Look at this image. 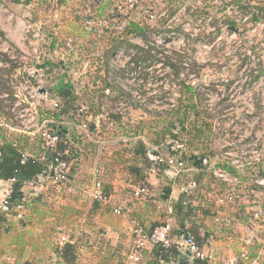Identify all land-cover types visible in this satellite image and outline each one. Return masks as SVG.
Here are the masks:
<instances>
[{
	"label": "built area",
	"instance_id": "built-area-1",
	"mask_svg": "<svg viewBox=\"0 0 264 264\" xmlns=\"http://www.w3.org/2000/svg\"><path fill=\"white\" fill-rule=\"evenodd\" d=\"M83 2L81 13L74 16L86 35L97 37L105 30V35L125 37V42L106 48L110 52L105 59L99 42H82L75 36L66 38L63 46L76 58V69L80 71L82 81L75 78L76 75L72 76L73 80L66 75L64 65L70 66L67 62L63 68L59 65L50 74L54 77L64 75V83L71 86L74 103L69 114H59V102L48 91L50 74L45 75L43 70L31 68L32 79L13 77L7 82L12 95L0 94V117L3 122L11 123L6 140L17 149L12 133L39 138V153L17 151L22 164L31 159L43 163L44 168L37 178L22 183L18 203L9 202L15 178L5 181L0 214L22 219L27 200L50 191V187L57 193H79L90 201L107 204L109 197L99 178L100 163L110 148L119 144L130 148L135 139L132 127L137 123L135 106L144 107V99L128 86L134 76V58L155 52L160 56L170 55L169 50L174 46L176 60L164 57L168 64L163 69L169 76L170 98L163 109H176L181 93L188 95L190 91L198 114L193 117V122L196 120L197 127L203 129L209 125L212 141L217 144L214 154L198 157L201 169L216 186L205 189L203 181H186L179 190L181 205L190 217L197 215L196 198L201 191L202 207L212 205L213 210L217 208L216 223L234 227L236 219L232 216L222 219V213L237 212L234 217L245 219L243 243H262L259 232H264V0H157L165 10H159L158 17L164 22L163 39L161 47L156 49L149 48L146 41H142L150 34L141 28L140 22L153 23L156 20V12L150 10L147 0ZM4 3L0 0L2 15L6 14ZM53 3L57 6V0ZM138 37L142 42L139 39L134 41ZM36 38V33L23 36V41L31 46L37 57L42 50L36 49ZM0 52L1 67H9L15 62V49L1 39ZM231 54L236 55L234 64L239 69H252V78L231 79L224 74L231 66ZM2 55L8 62L2 61ZM212 55L218 56L214 58ZM67 61L72 65L73 59ZM118 72H124V78L116 76ZM114 86L120 92H114ZM42 89L44 93L39 92ZM56 114H59L58 118ZM84 141L91 142L95 151L92 181L80 186L69 178V169L71 163H82L86 157L85 149L80 146ZM209 141L212 143L211 139ZM58 142H62L67 150L56 152L50 158V150ZM193 157L186 142L179 138H167L160 147L147 149L143 156L153 166H164L175 176L188 169ZM148 195L144 184L137 185L133 191L137 200ZM114 213L121 214V208L114 209ZM176 225L171 210L164 222L151 230L134 223L127 264H141L148 245L174 248L178 255L202 262L213 259L198 247L190 234L183 230L176 233ZM65 241V237L60 238L61 244ZM259 262L260 257L249 260L242 253L238 259L224 264Z\"/></svg>",
	"mask_w": 264,
	"mask_h": 264
},
{
	"label": "crops",
	"instance_id": "crops-1",
	"mask_svg": "<svg viewBox=\"0 0 264 264\" xmlns=\"http://www.w3.org/2000/svg\"><path fill=\"white\" fill-rule=\"evenodd\" d=\"M4 8L6 14L0 13V39L13 46L15 52H25L28 55L27 48L31 49V46L23 41L24 34L17 32V29L24 26L22 16L17 10H9L12 9L10 2L4 3ZM64 11L65 9L62 12ZM6 22L15 23V31L10 28L7 31ZM69 27L70 34L67 37L75 36L82 42L91 40L82 29L76 31L74 24ZM32 33H36V43H39L44 34L43 30L38 29L29 34ZM40 49L42 53L38 57L35 55L31 63H25L28 69H48L46 65L49 61L45 58L49 56V49ZM109 52L105 51V59ZM2 57V61L6 62V56ZM72 65L75 66V63ZM8 68L0 66V70L6 71ZM19 69L14 70L15 75L19 74ZM0 77L7 80L6 82L10 80L4 74H0ZM188 93H181L177 108L161 114L158 121H154L153 116L135 111L137 126L132 127L134 142L130 143V148L122 147L121 144L110 148L99 166V178L109 197L107 204L90 201L79 193H57L50 187V191L27 200L22 219L2 217L0 264H127L134 223L145 230H151L164 222L170 210L177 221L175 232L186 230L200 249L213 256L205 264H224L238 259L242 253L249 260L260 257L259 264H264V232H259L262 243L244 244L242 225L245 219L234 217L237 212L229 210L222 213V219L228 216L236 219L234 227L216 223L214 216L217 208L213 210L212 205L202 207L201 191L196 198L197 215L190 217L181 205L182 196L179 190L186 181H203L205 189L216 186L211 177L201 169L198 157L206 153L214 154L217 144L212 141L209 125L203 129L197 127L196 120L193 122V117L198 114L192 94L190 91ZM9 125L10 121L3 122L0 117V147L9 144L5 136L8 134ZM11 138L16 141L18 151L23 148L25 153H39L41 150L37 137L15 132ZM167 138L184 140L189 152L194 155V160L188 163V169L177 176L166 167H155L143 158L147 149L160 147ZM80 146L87 155L82 163H71L69 178L77 185H89L92 181V156L95 146L89 141H84ZM142 184L146 185L149 195L137 200L133 197V191L137 185ZM4 187L5 181L0 180V197ZM116 208H121L122 213H114ZM61 237L66 239L64 244L60 242ZM65 245L74 247V259L64 258L59 253ZM155 253V248L148 245L141 264H200V261L184 255L161 263Z\"/></svg>",
	"mask_w": 264,
	"mask_h": 264
},
{
	"label": "rangeland",
	"instance_id": "rangeland-1",
	"mask_svg": "<svg viewBox=\"0 0 264 264\" xmlns=\"http://www.w3.org/2000/svg\"><path fill=\"white\" fill-rule=\"evenodd\" d=\"M6 4H9V2L12 5L11 11H18V14L22 16V25H24L22 28L17 29V32H20L19 34L29 35L32 31L36 32V30H40L44 32L40 42L42 44L37 43L36 49L40 50L41 47L45 49H49L48 58L47 59L50 63V61L54 64H59L63 68V64L67 62L70 66L64 65L67 69V74L70 75L71 79L73 80V75L75 78L79 77L80 81H82V76L79 74L78 69H76L78 64L76 58L72 53H68L63 44L65 43V40L67 38V34L69 33L70 24L75 25V30H81L82 27L77 19H75L74 14L81 13V10L83 9V0H57V6L55 3H53L54 0H4ZM16 1V2H14ZM148 6H150V10L153 9L154 15H156V20L153 23H147L146 21H141V28L146 29L147 33L150 34L149 36L145 37V40H142V38H134V41L136 39H141L143 42L146 41L147 45L150 47H153V49H156V47H161L162 39H163V30L162 26L164 25V22L159 19V10L162 8V10H165V6L159 5L157 0H147ZM63 8L65 9L60 10ZM152 12V11H151ZM171 12V9L169 10V14ZM27 17V18H26ZM140 18V16H136ZM64 19V20H63ZM71 22H66V21ZM69 24V25H68ZM137 24V23H135ZM6 30L9 31L8 28H10L11 31H15V23L6 22ZM36 26L38 28H36ZM22 31V32H21ZM6 33V32H5ZM94 42H99V46L102 49V52L106 51L105 49H109L110 46H115L118 43H124L125 37H109L108 35H105V30H103L100 34V36L91 38ZM140 40V41H141ZM8 41V40H7ZM141 41V42H142ZM8 45L12 48L9 43ZM136 45V44H135ZM15 49V48H14ZM28 49V55L24 52H15L14 55L17 57L15 59V62H12V64H9V68L6 72H3V70H0V74L6 75L7 79H11L12 77H17L18 79H32L31 78V70H29L28 65H25V63H31L32 58L34 55L33 50L30 48ZM174 46L171 47L169 50L171 52L170 55L162 54L161 56L155 52V54L150 53L149 55L142 54L139 55L140 59L135 60L137 57L134 58V76L133 80L129 81V85L131 87V90H133L135 93L141 96L142 99H144V107H141L139 105L135 106V110L141 111L142 113L146 114L147 116H153L155 118L154 121H158V118L161 116V114L169 113L171 111H174L175 109L171 111H164L163 108H165L170 98V81L169 76H167L166 71L163 69L164 66H168L167 62L165 61L164 57H171L172 60L176 58L175 53L173 51ZM155 51V50H154ZM162 50H159V52ZM103 52V53H104ZM40 55V53H39ZM37 54V57L39 56ZM214 58H217L218 55H212ZM226 55H223L225 57ZM264 56V52L262 54ZM106 57V55H104ZM68 60H72L75 63V66L73 67L71 63H69ZM104 59V58H103ZM234 59V60H233ZM167 60V59H166ZM176 60V59H175ZM230 60V68L228 71H226L224 74L228 75L231 79L236 78H247L250 79L253 77V71L249 67L246 70L239 69L238 65H235L236 62V55L231 54L229 55ZM264 60V58H263ZM162 64V65H161ZM21 65V66H20ZM264 66V63H262ZM14 66V67H12ZM19 69V74L15 75V69ZM31 69V68H30ZM3 72V73H2ZM222 74V73H221ZM116 76L120 78H124V72H118L116 73ZM55 78L52 74H50V87L54 84ZM79 79H75V81H79ZM127 86V87H128ZM114 92H120L119 88L117 86L113 87ZM113 97H115V93H113ZM148 108V109H147ZM52 123H50L51 125ZM137 126V123L135 124V127ZM17 140V139H16ZM22 151H25L22 148Z\"/></svg>",
	"mask_w": 264,
	"mask_h": 264
},
{
	"label": "trees",
	"instance_id": "trees-1",
	"mask_svg": "<svg viewBox=\"0 0 264 264\" xmlns=\"http://www.w3.org/2000/svg\"><path fill=\"white\" fill-rule=\"evenodd\" d=\"M16 2V1H14ZM140 59L139 56H136ZM6 62L8 59L4 57ZM14 67V66H12ZM48 69H43L45 75H49L54 69L59 68V64H54L50 61L46 65ZM7 71V70H6ZM3 70V72H6ZM2 72V73H3ZM64 75L55 78L54 84L49 87L48 91L53 95L59 102L60 111L59 114H69L73 109L74 97L69 84L64 83ZM7 80L0 77V94L7 93L10 96L12 91L7 86ZM1 102V101H0ZM59 114L55 117L58 118ZM66 147L62 142H58L56 146L50 150L49 157L54 156L56 152L66 151ZM69 152V156H71ZM44 168V164L38 161L28 159L23 164L21 163V155L17 149L11 147L9 144H5L0 147V180L7 181L11 178H15V182L11 186V194L9 198L10 203H18L21 199L20 189L23 182L37 178ZM146 186V185H145ZM184 209V208H183ZM186 211V209H184ZM187 212V211H186ZM189 215V212H187ZM4 217L0 214V220ZM185 232H187L185 230ZM155 248V256L157 260L161 263H167L170 259L178 256L177 251L174 248H162L159 246H153ZM59 253L65 257H70L74 259V247L72 245H65L59 250ZM200 264H205L204 262H199Z\"/></svg>",
	"mask_w": 264,
	"mask_h": 264
},
{
	"label": "water",
	"instance_id": "water-1",
	"mask_svg": "<svg viewBox=\"0 0 264 264\" xmlns=\"http://www.w3.org/2000/svg\"><path fill=\"white\" fill-rule=\"evenodd\" d=\"M39 92H41V93H44L45 92V90L44 89H42V90H40ZM180 264V263H179Z\"/></svg>",
	"mask_w": 264,
	"mask_h": 264
}]
</instances>
